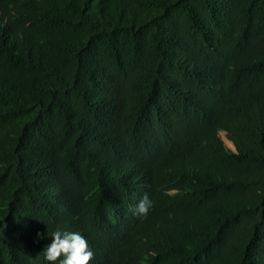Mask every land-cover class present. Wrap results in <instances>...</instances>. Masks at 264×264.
<instances>
[{
  "label": "trees",
  "instance_id": "1",
  "mask_svg": "<svg viewBox=\"0 0 264 264\" xmlns=\"http://www.w3.org/2000/svg\"><path fill=\"white\" fill-rule=\"evenodd\" d=\"M57 229L88 264H264V0H0V264Z\"/></svg>",
  "mask_w": 264,
  "mask_h": 264
},
{
  "label": "clouds",
  "instance_id": "2",
  "mask_svg": "<svg viewBox=\"0 0 264 264\" xmlns=\"http://www.w3.org/2000/svg\"><path fill=\"white\" fill-rule=\"evenodd\" d=\"M152 206L153 201L145 194L132 209V213L145 218ZM36 235L40 237L39 232ZM44 258L51 264H88L93 258V252L80 232L57 229L52 233L51 243L44 249Z\"/></svg>",
  "mask_w": 264,
  "mask_h": 264
},
{
  "label": "rangeland",
  "instance_id": "3",
  "mask_svg": "<svg viewBox=\"0 0 264 264\" xmlns=\"http://www.w3.org/2000/svg\"><path fill=\"white\" fill-rule=\"evenodd\" d=\"M221 136L224 139V141H225V143L227 144L228 147H231V148L235 149L234 146L232 145V143L225 136V133L224 132L221 133Z\"/></svg>",
  "mask_w": 264,
  "mask_h": 264
},
{
  "label": "bare ground",
  "instance_id": "4",
  "mask_svg": "<svg viewBox=\"0 0 264 264\" xmlns=\"http://www.w3.org/2000/svg\"><path fill=\"white\" fill-rule=\"evenodd\" d=\"M251 138V137H250ZM254 138V137H253ZM109 203V202H108Z\"/></svg>",
  "mask_w": 264,
  "mask_h": 264
}]
</instances>
